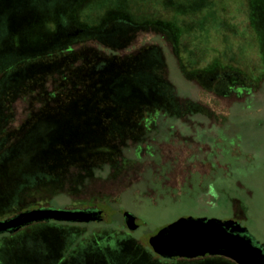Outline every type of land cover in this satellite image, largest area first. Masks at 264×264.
Listing matches in <instances>:
<instances>
[{
  "label": "rangeland",
  "instance_id": "rangeland-1",
  "mask_svg": "<svg viewBox=\"0 0 264 264\" xmlns=\"http://www.w3.org/2000/svg\"><path fill=\"white\" fill-rule=\"evenodd\" d=\"M65 3L63 6L70 12L66 22L69 32L76 30V26L100 27L108 14L119 12L132 24H143L127 32L128 38L121 46L99 44L101 55L126 56L140 51L150 57L146 59L147 64L145 60L132 59L126 69L128 76L111 70L95 79L99 88H89L91 96H86L88 91H85L82 97H86L79 102L80 107L91 114L97 106L96 114L90 117L103 116L105 111L115 120L119 114L128 118L129 115L123 114L135 108L137 103L129 100L126 90L136 83L139 89H146L158 64L173 90V105L161 110L166 113H160L172 117V127L166 125L165 132L157 137L152 130L157 127H153V123L158 120L151 115L153 111L146 109L135 119L130 118L131 123L121 126L124 131L114 137V149L96 163L101 166L106 162L108 174L92 175L79 191L76 190L83 179L73 181L76 175L68 174L59 187L62 192L69 189L67 191L72 194L52 197L28 191L20 195L12 209L0 201V219L30 209L32 205L36 208L102 210L106 218L101 222L78 227L83 237L73 245L75 250L70 246L61 248L60 256L63 254L65 260L75 253L78 256L92 254L85 242L112 232L113 237L128 234L140 250L151 253L150 264H197L161 259L150 244V238L159 228L180 216L235 217L255 241L264 245V0H124L110 5L105 0H71ZM40 22L32 27L29 24L25 31L22 30L21 38L25 37L33 45L25 40L13 49L24 65H33L34 60H29L34 58L29 57L31 55H35L39 62L42 57H50L46 45L38 49L34 47L54 33L55 25L51 18ZM156 22L161 26L159 31L151 27ZM23 24L25 21L20 26ZM120 25L118 20H110L104 35L118 34ZM5 48L9 50V46ZM68 62L71 65L81 63L84 67L90 63L91 69L103 67L99 59L86 51ZM15 68L5 70L0 80V94L19 80L15 73L20 71ZM53 69L46 67L45 77L41 79L35 75L27 89L15 86L5 95L7 114L0 120V141L5 144L0 145V154L16 142L20 128L32 123L31 117L41 108L45 93L56 85ZM75 71L72 77L79 82L81 71ZM223 73L226 74L225 80H234L229 82L230 89H224L227 96L215 93L219 82L216 76ZM124 80V87L116 92L113 89L115 83L123 85ZM242 86L243 90L238 91ZM87 97H97L100 102L87 103ZM76 105L75 100L69 105L63 104L60 124L46 126L44 121L37 123L38 131L32 141L39 135L40 139L46 140L48 133L56 130L60 134L58 142L73 141L72 134L62 123L74 121L72 130L83 127L79 122L81 116L69 113ZM165 116L161 119L167 118ZM45 118L46 122H51L53 115L47 113ZM163 120L158 122H165ZM86 125L89 129L94 128ZM7 133L9 135H5ZM163 138L165 141L157 142ZM131 148L139 150L141 156L148 152L152 156H146L142 162L129 161L124 155ZM115 153L119 160L114 158ZM147 167L151 168L154 183L140 191L135 183ZM7 179L3 177L4 182ZM45 187L51 189L49 185ZM123 212L132 214L143 224L129 230ZM20 257L4 258L0 253V264H28Z\"/></svg>",
  "mask_w": 264,
  "mask_h": 264
},
{
  "label": "trees",
  "instance_id": "trees-1",
  "mask_svg": "<svg viewBox=\"0 0 264 264\" xmlns=\"http://www.w3.org/2000/svg\"><path fill=\"white\" fill-rule=\"evenodd\" d=\"M70 1L71 0H0V80L5 74L6 69L14 70L13 68L15 67V69L20 71L15 73L19 80L9 87V89L15 86L27 89L26 86L31 84V79L33 80L35 75L39 76L40 79L45 77L46 67H54L52 76H55L57 79V83L52 87V90L45 93L46 98L43 100L41 108L32 115V123L29 125L25 124V128H20L17 131L18 136L16 137V142H14L9 149L0 154V177H2L3 185V188L0 189V201L4 206L9 205L11 209L16 201H18L20 195L28 191L42 193L44 196L49 195L52 197L63 194L64 192H62L63 190H61L59 186H61V184L63 185L68 174L76 175L73 181H77L78 178H82L84 181L81 182V185L78 186V190L76 191L82 190L84 186L87 185L88 178L92 175L104 176L108 174L109 165H107L106 162H103L104 164L101 166L96 163L100 157L105 159L106 156L110 154V150L114 149L112 148L116 145V143H113L116 142L114 137H117L118 133L124 131V126H121H126V123H131L132 121L130 118L135 119L137 116L142 115V112L146 109L153 111L151 115L155 116V120L162 121L164 119L163 121H165L153 123V127L154 125L157 127L152 131L157 137L165 132L164 130L167 128L165 127L166 125H169V128L172 127L170 126L172 125L170 122L172 117L160 113H166L163 111L167 110L168 106L173 105L175 101L173 90L172 87L168 85V79L163 71H161L162 68H160L158 64L155 66L154 77L151 76L150 78L151 84L146 86V89H139L136 83L134 84L135 86L131 85V87L126 90L127 97H130L129 100L137 103L135 108L133 107L123 114L129 115L128 118L119 114L115 120V117L112 118L108 112L105 111L102 112L103 116L90 117L89 115L96 114L97 106L91 114L89 112L86 113L85 110L80 107L79 102L82 101V98L90 94L88 89L91 87H95L96 89L99 88L100 84L95 79L102 77V75L111 70L119 71L118 73H123V76H128L126 69L130 63L133 62L132 59L136 60L138 58L140 60H145L144 62L147 64L148 62L146 59L148 60L150 57L140 51L136 54L126 56L115 54L105 57L101 55L102 53L100 51H102V48L99 44L108 47L121 46L128 38L126 33L143 24H132L122 12H119V14H108V17L102 21L100 27L91 29L89 27L76 26V30L69 32L66 27V22L70 12L63 4L65 2L69 3ZM122 1L124 0H110V2L105 0L109 5L113 3L117 4ZM120 14L121 18L119 17ZM48 18H51L52 24L55 25V31L48 39L44 40V42L35 45L34 49L46 45L50 57H42L41 62H39L35 60V55H31L29 57L34 56V58L29 60H34L33 65H24L23 61L20 62V57L19 59L17 58V54L14 50L17 48L16 46H21L19 44L21 41L26 40L32 45L33 43L25 37L21 38L23 31L26 30L29 24H31L32 27L37 24L38 21L44 23L43 21ZM110 20L115 22H117V20L119 21V24H121L118 26L120 31L118 34L105 36L103 32L105 31L106 24H109ZM23 21H25L26 24L20 26ZM156 23L151 24V27L159 31L161 26ZM14 24H17V26ZM87 42H91L92 44H87ZM77 43V47L74 48L73 46ZM5 46L7 48L9 46V50H6ZM55 50H59L61 53L54 54L53 52ZM84 51L90 53L93 58L99 59L101 61L100 65L103 67L91 69V64L89 62H87L89 63L87 67H84L81 63L76 65L69 64L68 61L75 59L78 53ZM128 58L131 60H127ZM150 64L154 65V63ZM22 68L24 71L21 70ZM76 69L81 71L80 78L82 79L79 82H75L77 79H73L72 77ZM53 70H50V72ZM218 77L219 82L215 89V93L220 96H227L224 89H230L229 82L231 83L234 80H225L226 74L224 73L216 76V78ZM125 81L126 80H124L123 85L116 82L113 89L116 90V92L122 89L125 85ZM111 87L110 85V88ZM243 88L244 86L238 91L243 90ZM9 89H3V92L0 94V120L7 114V103H4V97L10 93ZM85 91H88V95L82 97ZM119 97L124 98L122 95H119ZM87 98V103L100 102V100H97V97L92 99H90L91 97ZM123 98H120V100ZM73 100H75V104L77 105L74 106V110L69 113L75 116L79 114V116H81L79 122L83 123V127L81 129L75 128L72 130L71 123L73 124L74 121H70V123L65 121L62 124L72 134L71 136H73L74 140L58 142L60 134L59 130H56L55 132L51 131L48 133V139L46 140L40 139L39 135L32 141L38 131L39 125L37 126V123L39 124L41 121H44L46 126L49 124H60L61 111L64 110L62 109L63 104L69 105ZM47 113L53 115V119H50L51 122H46L47 119L45 117ZM168 115L170 114L168 113ZM164 116L167 118L161 119ZM149 119L154 120L153 118ZM112 123L114 124L112 125ZM33 124L34 127H32ZM86 124L94 126V128L89 129ZM106 125L108 128H112L106 129ZM104 129L106 130L100 133V131ZM5 135L9 134L7 133ZM163 141H165V138L157 142ZM4 144V141L3 143L0 141V145ZM138 151L139 150L136 148H131V150L128 149L126 155H124L125 159L142 162L146 160V156H152L149 152L148 154L146 153V156H141ZM155 156L153 159L157 162ZM116 157L118 156L115 153L114 158ZM109 158L113 159L111 156H109ZM116 159L119 160L118 158ZM140 176V179L135 183L137 184L136 187L138 190L143 191L146 187H150V185L154 183L151 168H145L144 173L140 174ZM3 177L4 179H8L4 182ZM8 182L12 183L9 184ZM56 183H59L58 186H55ZM46 185H49L51 189H55H48L45 187ZM156 189H158V187ZM67 190H65L66 195L72 194L71 191ZM32 207L34 206L32 205ZM32 207L30 209H32ZM34 208H36V206ZM2 216L6 217V215ZM92 223L97 222L72 223L50 220L33 223L13 233L0 234V253L4 255V258H18L21 256V261L28 264H150V257H153L151 253L146 252L147 250H140V248L128 237V234H119L117 237H113L112 232L108 236L102 238L98 236L92 239V241L88 240L85 242L86 247H90L92 254L78 256L79 254L75 253L70 255L72 257L66 260L63 259V254L60 256L61 248L63 247L66 249V247L70 246L75 250L76 247L73 245L79 243L83 237L78 231V227L81 225H90ZM166 261L173 262L174 260L170 259ZM202 263L219 264L218 262H200L199 264ZM8 264H11V262ZM223 264L234 263L226 260Z\"/></svg>",
  "mask_w": 264,
  "mask_h": 264
},
{
  "label": "water",
  "instance_id": "water-1",
  "mask_svg": "<svg viewBox=\"0 0 264 264\" xmlns=\"http://www.w3.org/2000/svg\"><path fill=\"white\" fill-rule=\"evenodd\" d=\"M122 216L129 230L143 224L130 213L123 212ZM105 218L99 209L38 207L0 219V234L50 220L89 223ZM246 232L245 227L232 219L180 216L159 228L150 238V244L155 254L168 259L220 255L236 264H264L262 248Z\"/></svg>",
  "mask_w": 264,
  "mask_h": 264
},
{
  "label": "flooded vegetation",
  "instance_id": "flooded-vegetation-1",
  "mask_svg": "<svg viewBox=\"0 0 264 264\" xmlns=\"http://www.w3.org/2000/svg\"><path fill=\"white\" fill-rule=\"evenodd\" d=\"M220 219V218H218ZM221 219H232V220H235L238 222V219H236L235 217H230V218H221ZM248 235L249 233L246 232ZM250 236V235H249ZM251 237V236H250ZM252 241L255 242L257 245H259L261 248H262V251L264 253V245L260 244L259 242L255 241L252 237H251ZM160 257V256H159ZM164 260H174V261H183V262H188L190 261L191 263H200V262H218L219 264H223L226 260L236 264L235 262H233L232 260L226 258V257H223V256H220V255H207V256H199V257H191V258H163V257H160Z\"/></svg>",
  "mask_w": 264,
  "mask_h": 264
}]
</instances>
